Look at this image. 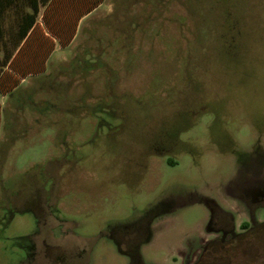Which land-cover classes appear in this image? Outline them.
Masks as SVG:
<instances>
[{
  "label": "rangeland",
  "instance_id": "rangeland-1",
  "mask_svg": "<svg viewBox=\"0 0 264 264\" xmlns=\"http://www.w3.org/2000/svg\"><path fill=\"white\" fill-rule=\"evenodd\" d=\"M109 1L0 107V264H131L125 237L165 210L144 264H264V209L203 250L198 200L239 225L240 159L264 176L243 156L264 152V0Z\"/></svg>",
  "mask_w": 264,
  "mask_h": 264
},
{
  "label": "crops",
  "instance_id": "crops-1",
  "mask_svg": "<svg viewBox=\"0 0 264 264\" xmlns=\"http://www.w3.org/2000/svg\"><path fill=\"white\" fill-rule=\"evenodd\" d=\"M0 0V107L4 105L11 92H15L28 78L42 75L44 54L50 44L53 50L47 57L45 66L53 52L62 46L58 37L53 35L45 22L53 26V21L61 12L89 11L79 23V29L92 13L103 6L111 10L112 1L99 0ZM34 22L32 23V17ZM20 82L9 88L13 78ZM24 77V78H23ZM11 89V90H10ZM9 91V92H8Z\"/></svg>",
  "mask_w": 264,
  "mask_h": 264
},
{
  "label": "flooded vegetation",
  "instance_id": "flooded-vegetation-1",
  "mask_svg": "<svg viewBox=\"0 0 264 264\" xmlns=\"http://www.w3.org/2000/svg\"><path fill=\"white\" fill-rule=\"evenodd\" d=\"M254 154L255 153L245 154L243 156H245L246 158L250 159V161H252V156ZM258 155H260V153L255 155L256 156L255 158H257ZM257 162H259V159L257 160ZM242 172L244 173L246 172L250 176L251 164L249 163V165L247 164L244 165L243 163H241V159H240L239 171L236 177L234 178V180L231 183H229L226 193L228 194L231 200L238 202L244 208L245 212L248 215L247 221L241 222L239 225H237L236 224V214L233 211H231L230 208H227V207L225 208L224 206L220 205L219 202H217L215 199L211 197H208V196L198 197V200L204 203L210 211V218L206 225V233L208 234L215 233L219 237L212 241H209V242L207 241L206 243H204V245L199 243L200 245L198 246L197 249H200L203 246L202 249L204 250L206 249L208 245H210L212 242H215V241L216 242L219 241L220 243H224L226 242V240L232 241L242 236L244 232L251 231L255 227V225L256 224L258 225V222H260L257 219V212L260 209H264V206H261V207L259 206V204L262 203L264 199H262V197L260 198L251 197L250 192L252 191V189L250 185H247V184H250L251 181H246L245 179H243L244 176L241 175ZM250 177H252V173ZM169 213H171V210L155 212L154 216L151 217L149 220H147L145 223L143 224L138 223L136 228H134L135 232L133 233V235L127 234V236L125 237L124 243L126 242L127 244L126 245L124 244V245L128 246L131 242L130 245L134 250L141 251V248L143 246L153 241L156 235V231L158 230V228H160L159 226H157V224H155V222L161 217ZM244 223H248V226L243 227ZM259 224L261 225L262 223L260 222ZM237 227L238 228L241 227V229L244 232L237 231L238 230ZM148 237H150L149 238L150 240H148ZM191 240L195 242L194 239H191ZM186 245H189V242L186 243ZM189 246H190L189 252L191 253V251L194 249L196 245L190 244ZM190 257H191L190 254L185 255V258L183 259L184 260L183 264H196L198 262V260L195 262L191 261ZM141 264H144L143 260H141Z\"/></svg>",
  "mask_w": 264,
  "mask_h": 264
},
{
  "label": "trees",
  "instance_id": "trees-1",
  "mask_svg": "<svg viewBox=\"0 0 264 264\" xmlns=\"http://www.w3.org/2000/svg\"><path fill=\"white\" fill-rule=\"evenodd\" d=\"M98 2H99V0L95 1L92 4V7L95 8L99 4ZM88 13H89V11H76V12H68V13L67 12H61L58 15V18L53 21V26L50 25V22L48 21V19H46V16H45V22H46V24L48 26L49 31L53 35L58 37L59 40H60L61 46L65 47V46L69 45L70 42L75 37L77 29H78V23H79L80 19L83 16H85L86 14H88ZM34 17L35 16L33 15L32 21H31L32 23L34 22ZM48 47L49 48H46L45 54H44V66H43L42 72L45 71V62L47 60V57L49 56V54L53 50L54 45L50 44ZM19 82H20V80H19L18 77L17 78H13L9 88H12V89L15 88L19 84ZM10 94L12 95L13 92L10 91ZM259 153H260V155H258V157H257L259 159V164L264 166V152L263 151H258L257 153L254 154V156L259 154ZM261 173L264 174V167H263ZM241 175L244 176L243 179H245L246 181H251L250 184H247V185H250V187L252 189V191L250 192L251 197L252 198L253 197H257V198L262 197V199H264V176L262 177L263 179L256 180V179H254L253 176L250 177L251 173H250V176L246 172L245 173L242 172ZM259 206L260 207L264 206V200L262 201V203L259 204ZM154 213L155 212H153V211L149 212L148 216L144 217L138 223L139 224L145 223L147 220H149L151 217L154 216ZM138 223L135 224V226H134L135 228L138 225ZM247 226H248V223H244L243 224V227H247ZM149 238L150 237H148V240H150ZM121 250L125 254H128L130 256L131 264H141L142 257H141L140 250H134V249H131V248L126 249V248H123V247H122Z\"/></svg>",
  "mask_w": 264,
  "mask_h": 264
}]
</instances>
